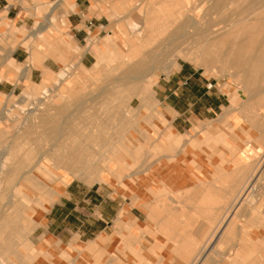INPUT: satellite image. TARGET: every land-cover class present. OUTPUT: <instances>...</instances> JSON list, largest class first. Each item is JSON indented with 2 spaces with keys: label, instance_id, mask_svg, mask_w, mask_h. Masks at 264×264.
Listing matches in <instances>:
<instances>
[{
  "label": "crops",
  "instance_id": "1",
  "mask_svg": "<svg viewBox=\"0 0 264 264\" xmlns=\"http://www.w3.org/2000/svg\"><path fill=\"white\" fill-rule=\"evenodd\" d=\"M182 4V0H161L144 7L140 1L114 2L117 9L120 5L125 8L118 17L127 13L130 19L121 29L128 52L123 58L115 55L113 59L131 58V69L137 75L142 74L132 80L149 87L146 93L154 83L156 71L165 70L156 65L166 52L158 54L155 61L149 56V49L181 46ZM92 6L89 0H62L52 4L48 18L59 22L64 15L65 25L59 29L51 27L50 19L45 21L40 29L47 31L45 43L32 50L33 58L31 50L21 46L11 51L13 65H22L23 69L9 77L13 82H0V93L14 94L27 87L22 101L33 99L29 103L52 94L50 81L62 83L68 77L66 70L56 76L53 73L71 54L86 47L89 33L98 38L103 36L102 25L91 15ZM0 8L6 10L14 25L30 23L28 10L20 3L0 0ZM161 15L171 19L153 24L159 17L163 19ZM50 27L52 33L48 31ZM98 48L101 64L109 63L108 48L104 43ZM92 52L91 49L81 52L83 67L95 60ZM174 65L175 59L171 66ZM209 84L208 79L185 65L173 75L160 78L154 85V110L151 115H145L146 125L140 124L135 132L138 145L144 147L143 153L134 161L138 149L129 147L131 160H126L130 162H118L126 165L128 172L115 174L110 163L106 166L112 170L104 171L102 178L59 182L54 185L56 189L46 185L51 196L43 197L39 205L28 209L29 214H24L21 221L9 226L24 239L34 230L30 249L36 255L6 254L5 244L9 239L1 238L0 262L101 264L103 256L99 260V253L103 249L110 264L113 261L119 264H264V221L260 218L264 205H255L257 218L245 220L243 214L247 208L240 196L247 189L245 183L249 178L244 167L264 157V152L261 156L262 146L254 147L250 153L238 147L240 117L236 111L228 110L230 102L226 93ZM52 88L70 91L60 83H54ZM6 106L7 102L3 108ZM6 116L4 110L1 117ZM258 123L262 126V122ZM232 126L236 127L233 132ZM261 140L264 145V132ZM13 149L16 148L11 146L7 151ZM93 162L95 165L96 161ZM135 166L139 167L136 172ZM31 171L27 168L26 175L32 177ZM14 176V170L7 169L0 176V188ZM56 196L57 200L52 203ZM38 230L41 233L34 237ZM38 247L46 257L38 256Z\"/></svg>",
  "mask_w": 264,
  "mask_h": 264
},
{
  "label": "rangeland",
  "instance_id": "2",
  "mask_svg": "<svg viewBox=\"0 0 264 264\" xmlns=\"http://www.w3.org/2000/svg\"><path fill=\"white\" fill-rule=\"evenodd\" d=\"M8 1L10 4L20 3L28 10L30 23L23 26L14 25L8 19L6 10L0 8V82L11 81L9 77L13 73L18 75L23 69L22 65L15 67L10 60V53L15 47L21 46L25 50H31L33 58L35 47L45 43L47 31L40 30L45 26L43 25L45 21L50 19L51 27L59 29L65 25L64 15L59 22L48 18L50 6L62 0ZM121 1L126 3L140 1L145 7L153 6V3L161 0H89L93 5L91 15L102 25L103 36L98 38L89 33L86 47L71 54L69 60L63 62L60 69L53 73L54 76L64 70L68 73V77H65L62 83L55 79L50 81L49 87L54 92L32 103H29L33 100L30 98L29 101H22L27 87L20 88L14 94L0 93V174L5 175L7 169H13L15 174L12 181L5 182L7 185L0 188V239H9L5 244L6 254L36 255L35 250L32 252L30 249L32 244L30 239L34 230L24 239L18 237V232L9 226L21 221L24 214H29L28 209L39 205L43 197L51 196L50 191L45 189L46 185L48 187L52 185L56 189L57 186L54 185L59 182L67 184L72 179L102 178L104 171L112 170L110 166H106L110 163L115 174L128 172L126 165L121 166L118 162H130L126 160H131L129 147L136 146L138 149L135 150L134 161L143 153L144 147L138 145L135 132L140 128V124L146 125L145 115H151V111L154 110V85L160 78L173 75L181 65L190 67V71L195 70L197 74L226 93L230 102L228 110L233 113L236 111V115L240 117L241 135L238 147L250 153L254 147L262 146L261 156L264 152V145L261 142L264 132V34L259 41L251 42L252 52L239 54L237 51L234 55L237 62L234 59L235 62L231 63L230 49H227V46L218 49L214 44L227 27L233 24L241 27L243 21H249L251 17L258 15L264 6V0H182L183 29L179 44L183 49H149V56L155 61L162 51L166 53L160 57V62L156 65L165 67V70L156 71L154 83L148 93L145 89L149 87L141 86L132 80L141 77L142 74L137 75L131 69L133 64L131 59H126L128 61L113 59L115 55L116 58H123L128 52L121 29L130 17L127 13L118 17V13L125 12V8L120 5L117 9L114 5V2ZM188 1L192 5H189ZM185 2H188V7ZM65 11L67 13V10ZM169 19L171 17L163 16L161 21L153 24L166 23ZM51 27L48 31L52 33ZM194 34L197 37L192 36ZM103 43L108 48L107 57L110 59L107 60L109 63L105 64H101L99 58L101 52L96 50ZM202 45L208 46L209 49H204ZM90 49L95 60L85 68L80 64L81 52ZM249 55L253 61L250 60L249 65H242L240 61L249 59ZM260 57L263 58L261 65L257 62ZM174 59L175 65L171 66ZM127 62L129 64H126ZM54 83H60L68 90L77 87L67 92L52 88ZM6 102L7 106L3 108ZM4 110L7 116L1 117ZM258 122H262V126ZM235 128L232 126L230 131L233 132ZM11 146L16 149L7 151ZM262 157L256 161L252 160L244 167L245 174H249L247 177L250 178L245 183L247 189L240 195L243 205L247 208L243 214L245 220L257 218L255 205H264V157ZM4 167L7 169L2 173ZM27 168L32 169L30 173L32 177L26 175ZM137 168L139 167H134L135 172ZM57 198L58 196L52 203ZM260 213V218L262 217L261 220L264 221V209ZM22 221L26 223L23 218ZM27 224L30 226V223ZM40 233L41 230H38L34 237ZM40 249L38 247V256L46 257L45 253L40 254ZM100 255L103 256L99 261L101 264H110L103 249H100L99 260ZM113 263L119 264L117 261ZM0 264L15 262L6 261ZM36 264L40 263L37 261Z\"/></svg>",
  "mask_w": 264,
  "mask_h": 264
},
{
  "label": "bare ground",
  "instance_id": "3",
  "mask_svg": "<svg viewBox=\"0 0 264 264\" xmlns=\"http://www.w3.org/2000/svg\"><path fill=\"white\" fill-rule=\"evenodd\" d=\"M186 7H188V4L186 5ZM261 9L262 10H260L258 15L253 16V15H255V14H253L252 15L253 17H251V19L249 21H243V23L241 24V27L240 26L238 27L236 24H233L232 26H229L226 29H224L222 34H220L221 36H219L217 42L214 41V44H216L215 46L218 49H223L224 46L225 47L227 46V49H230L229 58L231 60V63L235 62V61L237 62V58H234V55L237 53V51H239V54H242L244 52H246V53L252 52L250 50L252 48L251 42L256 41V40L259 41L263 37V34H264L263 33L264 32V6ZM189 16H190V14H189ZM196 16L197 15L195 14V17ZM195 20H198V19H195ZM255 44L256 43H254V45ZM201 47H203L204 49H209L208 46L202 45ZM249 57H250V55H249ZM130 59H128V60H130ZM234 59H235V61H233ZM260 59H259L260 61L259 60L257 61L259 63V65H261L260 63L263 62V58L260 57ZM128 60H126V61H128ZM250 60L253 61V58L250 57L249 59L241 60L240 62L242 65H244V64L249 65ZM126 64H129V63L127 62Z\"/></svg>",
  "mask_w": 264,
  "mask_h": 264
},
{
  "label": "built area",
  "instance_id": "4",
  "mask_svg": "<svg viewBox=\"0 0 264 264\" xmlns=\"http://www.w3.org/2000/svg\"><path fill=\"white\" fill-rule=\"evenodd\" d=\"M212 86V84H209V87H211Z\"/></svg>",
  "mask_w": 264,
  "mask_h": 264
}]
</instances>
